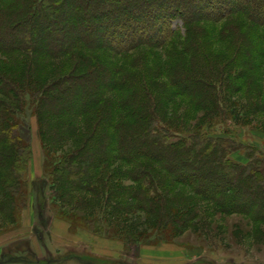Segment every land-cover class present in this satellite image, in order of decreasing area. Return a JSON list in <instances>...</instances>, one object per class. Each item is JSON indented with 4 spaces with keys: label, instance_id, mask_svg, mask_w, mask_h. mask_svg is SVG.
Returning <instances> with one entry per match:
<instances>
[{
    "label": "trees",
    "instance_id": "16d2710c",
    "mask_svg": "<svg viewBox=\"0 0 264 264\" xmlns=\"http://www.w3.org/2000/svg\"><path fill=\"white\" fill-rule=\"evenodd\" d=\"M240 18H246L253 26L263 27L264 0H0V52L28 58L19 74L0 69V95L4 98L0 99V210L18 222L29 204V182L25 173L32 158V148L20 128V114L27 103L38 117L40 127L46 128V139L57 138L62 142L76 137L79 131L75 126L77 118L96 113L110 103L116 106L114 101L106 100V90L123 89L129 77L117 75L116 79L119 78L115 83L114 72L97 55H86V51L107 48L122 54L145 46L157 49L171 39H181L185 43L190 39L191 48L186 49L189 52L197 45L195 37L205 32L200 23H222L221 35H238L245 24L238 21ZM176 22L181 26H175ZM36 26L51 32L50 40L45 41L47 48H38L36 42L23 37ZM70 32L73 34L69 35ZM96 32L110 40L95 39L92 35ZM244 42H247L246 49L226 61L222 69H216L206 53L200 55L194 51L186 63L173 70L172 87L175 90L169 89L167 93L182 91L190 94L194 104L203 102L201 105L206 108L203 106L202 109L209 112L208 118L217 114L223 116L227 105L224 89L226 92L233 89L234 79L247 76L256 65L250 50L254 47L249 46L255 42L247 37ZM41 57L76 58L72 68L74 73L56 80L38 79L37 60ZM105 78H110L111 83L106 85ZM201 91L204 94L197 97ZM27 95L30 101H24ZM73 97L74 101L70 99ZM262 102L260 105L257 101H247L243 106L236 102L230 106L232 113L239 106L247 113L264 112ZM142 104L133 105L128 120L112 121L114 133L99 131V124L96 131L83 140L81 148L71 154L59 156L46 149L45 168L54 199L65 204L66 197L77 191L102 197L99 206L95 202L94 210L91 208L87 216L70 218L85 221L86 225L94 226L96 233L102 234V223L97 225L99 211L109 208L115 213L121 204L112 198V193L117 194L118 190L111 185L112 177L101 176L98 171L106 169L115 160L129 166L125 174L134 185L128 193L134 200L133 207L125 206L126 211H143L158 219L163 212L166 216L169 203L162 185L171 182L191 187L198 196L229 213L241 211L237 209L248 205L251 199L247 200L244 187L259 188V178L264 180L263 151L256 148L251 152L253 148L246 142L233 146L235 140L230 129L221 131L225 136H214L218 130L212 127L213 123L206 127V121L189 133L176 131L161 120L149 101ZM47 111L62 118L53 124L55 135H51L53 127ZM242 148L248 150L246 166L231 158ZM251 171L253 176L249 177ZM97 179L102 183L105 181L112 189L105 198ZM44 192L40 185L35 195L36 215L41 224L47 223L48 199ZM238 196L246 197L238 201ZM256 197L257 200L252 199L250 203L251 208L264 204V195ZM165 220L163 217L158 227L163 226L167 234L169 221L165 224ZM116 222L115 219L111 224ZM45 224L36 229L41 243L46 233ZM116 230L124 238L141 239L145 235ZM47 252L48 257L40 258L22 243L16 249L3 252L1 260L13 261V264H123L85 249L66 248L64 252L57 251L56 255Z\"/></svg>",
    "mask_w": 264,
    "mask_h": 264
},
{
    "label": "rangeland",
    "instance_id": "374dc122",
    "mask_svg": "<svg viewBox=\"0 0 264 264\" xmlns=\"http://www.w3.org/2000/svg\"><path fill=\"white\" fill-rule=\"evenodd\" d=\"M238 21L245 23L239 30L241 34L230 33L226 36L220 33L222 23H200L205 32L202 31L204 34L195 37L197 45L189 52L186 49L191 48L190 39L186 43L181 39H171L157 49L145 46L122 54H116L107 48L86 51V55H97L101 62L114 72L115 83L118 82L119 76L129 77V80H126L123 89L106 90V100L112 103L114 101L116 106L110 103L96 113L80 116L75 120V126L79 131L74 139L63 142L51 136L52 140L46 139V128L40 127L33 108L28 103L24 106L20 114V128L32 148V158L25 173L29 182V204L18 222L0 210V261H2L0 264H13V261L1 260L3 252L16 249L22 243L27 244L40 258L48 257L47 251L56 255L57 251L64 252L66 248H75L122 261L123 264H264V204L252 208L250 204L252 199L257 200L256 196L264 195V180L261 178L259 188L244 187L248 193L247 200L251 201L237 209L241 211L234 213L223 211L214 202L201 198L191 187L172 182L168 183L167 187L164 184L162 191L168 197V213L164 216L163 212L158 219L157 216L144 214L143 211L125 210L127 205L133 207L134 200L129 198L128 193L134 185L125 174L129 166L115 160L112 162L113 166L109 165L106 169L99 170L98 174L112 177L111 185L118 188L117 194L112 191V198L121 205L115 213L109 208L99 211L97 225L102 223L104 228L100 234L94 231V226H88L85 221H76L70 217L87 216L91 208L94 210L95 202L99 206L102 197L97 198L91 193L77 191L70 193L69 198L66 197L65 204L60 203L52 197L50 176L45 168L46 149L59 156L71 154L82 145L88 135L96 131L99 124V131L114 133L112 121L119 123L128 120L133 105L147 101L154 107L161 120L176 131L189 133L206 121V127L213 123L212 127L218 130L214 136H225L221 131L230 129L235 140L233 146L238 145V142H246L253 148L251 152H255L256 148L259 149L257 151L264 152V112L258 110L247 113L240 110V106L246 105L247 101L252 103L257 101L260 105L262 101L264 102V26H253L246 18H240ZM175 26H181V23L176 22ZM71 34L73 32L69 35ZM50 35L52 34L47 29L42 31L36 26L23 37L27 36L36 42L38 48H47L45 41L50 40ZM92 36L95 39L102 38L106 42L110 40L97 32ZM245 37L255 42L254 45H249L250 43L248 45L255 48L250 50L256 65L248 71L247 76L234 79L233 89L227 92L224 89L223 96L227 105L223 116L217 114L208 118L209 112L206 113V110L202 109L205 107L201 105L203 102L198 104V107L190 94L182 91L167 93L169 89L175 90L172 87L173 70L186 63L194 51L200 55L206 53L216 69H222L226 61L236 57L242 49H246ZM76 60L73 57L57 60L41 57L37 60L39 64L37 76L33 74L37 78L56 80L59 76L74 73L72 68ZM26 63L28 58L23 55L0 52L1 70L19 74L23 71L21 66ZM117 75L119 76L116 79ZM110 81H112L110 78L104 79L106 85L110 84ZM203 94L201 91L197 97ZM0 99H4L3 96L0 95ZM70 99L75 100L74 97ZM24 101H30L29 95ZM236 102L240 106L232 113L230 105ZM47 113L49 120L52 121L51 135H55L53 124L62 118L50 115L49 111ZM247 154L248 150L242 148L231 158L246 166ZM248 176H253L252 171ZM96 181L104 190L102 196L107 197L112 189L105 181L104 183L98 179ZM40 185L44 187L48 199L47 223L45 222L47 225L39 223L36 215L35 195ZM242 198L238 196L237 200H244ZM163 217L166 219L165 224L169 221L167 234L163 226L158 227ZM108 219L111 222L116 219L118 223L112 225ZM44 224L46 233L44 242L41 243L36 236V229ZM62 225H65L64 229ZM116 229L145 235L141 236L142 240L130 236L124 238Z\"/></svg>",
    "mask_w": 264,
    "mask_h": 264
},
{
    "label": "crops",
    "instance_id": "0c3cea01",
    "mask_svg": "<svg viewBox=\"0 0 264 264\" xmlns=\"http://www.w3.org/2000/svg\"><path fill=\"white\" fill-rule=\"evenodd\" d=\"M61 226V225H60ZM63 226V228L62 229H64V227H65V225H62Z\"/></svg>",
    "mask_w": 264,
    "mask_h": 264
}]
</instances>
